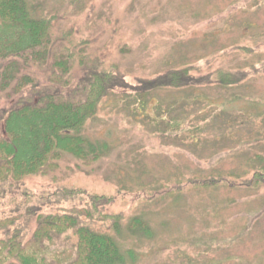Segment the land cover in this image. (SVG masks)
Segmentation results:
<instances>
[{
    "label": "rangeland",
    "instance_id": "rangeland-1",
    "mask_svg": "<svg viewBox=\"0 0 264 264\" xmlns=\"http://www.w3.org/2000/svg\"><path fill=\"white\" fill-rule=\"evenodd\" d=\"M29 1L73 32L97 29L99 44L119 42L111 58L129 88L114 91L86 131L110 151L93 169L65 158L72 182L116 200L118 264H264V0ZM220 64L254 72L236 87L159 89L136 104L145 76ZM220 174L227 184L213 183ZM44 179L27 185L41 189ZM136 217L147 234L132 233Z\"/></svg>",
    "mask_w": 264,
    "mask_h": 264
},
{
    "label": "trees",
    "instance_id": "trees-1",
    "mask_svg": "<svg viewBox=\"0 0 264 264\" xmlns=\"http://www.w3.org/2000/svg\"><path fill=\"white\" fill-rule=\"evenodd\" d=\"M60 22L29 0H0V264H118L126 255L118 240L124 218L112 209L116 200L72 182L65 160L72 155L93 169L110 151L86 131L108 97L129 88L111 58V46L119 42L113 35L99 44L97 29L86 37ZM224 52L229 58L231 52ZM225 67L204 74L187 65L145 76L134 89L136 104L143 107L159 89L236 87L254 72V65ZM36 177L45 178L38 190L27 185ZM210 178L229 181L221 174ZM129 228L149 229L137 217Z\"/></svg>",
    "mask_w": 264,
    "mask_h": 264
}]
</instances>
